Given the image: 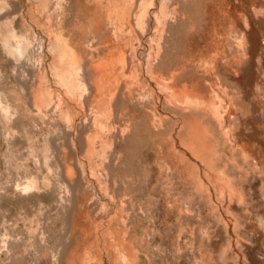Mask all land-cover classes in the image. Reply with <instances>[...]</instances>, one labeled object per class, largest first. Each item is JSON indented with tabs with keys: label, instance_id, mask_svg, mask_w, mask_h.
Listing matches in <instances>:
<instances>
[{
	"label": "bare ground",
	"instance_id": "bare-ground-1",
	"mask_svg": "<svg viewBox=\"0 0 264 264\" xmlns=\"http://www.w3.org/2000/svg\"><path fill=\"white\" fill-rule=\"evenodd\" d=\"M3 8L0 47L13 59L37 56L35 64L29 61L39 85L32 83L28 93L31 85L18 84V73L10 72L9 85L0 79V164L23 180L20 195L40 191L22 156L50 174L61 139L54 132L64 125L67 136L75 127L84 158H55L69 189L85 179L86 164L108 195L106 183L119 180L115 172L134 158L136 168L122 179L142 186L145 227L165 252L174 251V222L193 210L203 222L195 232L206 237L216 263L264 264V70L252 73L251 82L236 72L264 64V0H1ZM82 103L92 115L82 116ZM10 134L23 146H13ZM41 185L47 186L46 176ZM248 207L259 212V222L243 213ZM198 251L194 264H206Z\"/></svg>",
	"mask_w": 264,
	"mask_h": 264
},
{
	"label": "rangeland",
	"instance_id": "rangeland-1",
	"mask_svg": "<svg viewBox=\"0 0 264 264\" xmlns=\"http://www.w3.org/2000/svg\"><path fill=\"white\" fill-rule=\"evenodd\" d=\"M11 2H12V0H10V3ZM4 10H5V8L1 9L0 12H3ZM252 28L254 30L256 29L254 25H252ZM34 46H35V44H32V46H31V48L33 50H34V48H33ZM1 47H0V77H1L0 79L4 82V85H9L12 81L11 77L13 75L15 77H18L16 74V73H18V75H19V81L17 80L18 84L20 81H22V82L25 81V82H23L24 83L23 87L25 86V83H26V86L28 85V83H29V85H31V86H29L30 88L25 86L26 89L29 88L26 93H28L31 88H34L35 86L37 87V85H39L38 79H37L38 75H37L36 69L33 68V66H35L34 64L36 63V59H37L36 54H33V52H31V54H29L31 57H29V55H28L29 59L25 56H24L25 59H23L24 57H20V58L17 57L15 59H13ZM35 48H36V46H35ZM33 56H35V57H33ZM7 60H8V62H7ZM13 60H14V62H13ZM29 60H32L33 63H34L33 60H35V63L33 64ZM9 61L13 62V63L10 62V64H12V65H9ZM23 61H25L26 65L28 64V66L32 67V68H29L28 66L25 68L26 65L24 66ZM27 61H28V63H26ZM29 63H31V64H29ZM13 64H15L14 66L17 65L16 68L13 66ZM18 64L21 66V68ZM21 64H23V66ZM31 65H33V66H31ZM9 66L14 67L15 69L14 68L13 69L15 71H11L13 69H12V67L9 69ZM7 68H8V70H7ZM19 68H20V71L18 70L19 72H16L17 69H19ZM22 68L24 69V71H27V72H25V74H24V71ZM252 68L253 69L255 68L254 71ZM231 69L232 70L229 71L228 74L231 77H233L232 71H234V68H231ZM31 70H33V71H31ZM263 70H264V64L260 63V64H258V67L246 66L243 69H241L240 71H239V69H237L236 72H238L237 73L238 75H244V76L246 75L247 77L249 76L250 79H249V77L248 78L245 77L247 81H250L251 79H252L251 81H253V78H256L259 75V73L263 72ZM7 71H9V73ZM10 72H11L12 76L10 75ZM20 72H21V74L23 73L25 75L26 79L30 78L31 82L29 81V79L25 80L23 74L21 77L20 76L21 74H19ZM206 72L208 73V75L209 74L213 75V73L211 71H206ZM240 72H242V73H240ZM26 73L28 74V76ZM252 73L253 74L255 73V75L257 74L256 77H254V75ZM47 74H48V78L50 79L49 73H47ZM247 74H249V75H247ZM29 75L31 77H29ZM7 76L10 77V79H8ZM33 76L35 78L37 77L36 78L37 80ZM31 79L33 80V82ZM256 79H254L253 83H250L251 81L248 82V85L250 84L249 86L252 87L254 85V83L256 82L255 81ZM6 82H7V84H6ZM22 82H20V83L23 84ZM34 82H36V83H34ZM32 83H33L34 87H32ZM208 83H210V82L206 81V84L208 86L205 83H204V85H205V88H207L209 90L210 89L209 86H211V85ZM253 95H254V97L252 98V103H255L257 106L261 107V105H262L261 100L255 94H253ZM250 96L251 95L249 94L248 97L247 96L245 97L246 100L249 102H251ZM259 100H260V105H259ZM83 103H82L83 109H80V111L81 110H82L81 112L86 111V113H82V116L85 117L87 115L88 116L92 115L94 112L92 110H94V109H91V111H90L88 109V108H90L88 106V104L87 103L83 104ZM87 106H88V108H87ZM87 110H89L90 113H87L88 112ZM34 113H35V110H34ZM85 114H87V115H85ZM18 123L19 122L16 121V125H15V123L13 124V130L14 129H15V131L18 130L19 125H20V123L19 124ZM17 124H18V126H17ZM61 127H62V129L60 131L63 134L58 133V132H54L55 135L58 134V136H56V139L61 138V139H57V144H56V146L59 145L58 147H61V148L58 149V147H56L54 145L56 148V151H57V154L55 156L56 161L62 160L64 162H66V160H67V162L76 163V161H74V159H73L74 155H75V158L77 157L76 160L80 161V159H81V161H82V158H84V155L82 154L83 157L82 158L80 157L81 156V149L79 148L77 140H75L77 137L76 132H75L76 128L71 127L72 134L69 135L67 133V136H66V132L64 131L65 130L64 125H62ZM64 133H65V136H63ZM59 134H61V135H59ZM10 135H9V137H7V140H8V138H10V142H13L12 145L15 144L13 146L19 147L23 144L21 139L18 136H15L16 139L14 138V140H13L12 134H10ZM74 136H75V139H74ZM66 138H67V140L70 138L71 139H70V141H67ZM64 139L67 142L66 145H65ZM19 142H21L22 144L20 143V145H19ZM68 142L70 145L68 144ZM16 143H17V145H16ZM60 143H62V144H60ZM1 144L2 143L0 140V150L2 148ZM64 145L65 146L69 145L68 146L69 148L74 146L71 148V151L74 148L72 151L73 154H71L72 152H68L70 149L68 148L69 149L68 150L67 147H66V149H67V151H66ZM62 147H63V150H62ZM58 150H59V153H58ZM60 154H62V155H60ZM57 155H58V157L60 156L58 159H57ZM26 158L27 157L25 155H23L21 158V161H24L25 166H27V167H24L23 170L29 171V173H32V174L34 173V175H36L38 177V181L40 183L39 193L32 192L29 195H20L18 188H21V186H17V184H21L23 182V180H22V182H21V180L17 181V177H16L15 172L12 171L10 168L6 169L5 168L6 166L4 167L0 164V175H2V176H0V195L2 194L0 196V264H105V263L106 264H126V263L127 264H194L195 260L197 259L195 254H196V252H199L198 248L200 250L202 249V251H200V252H203L205 254V258L207 257L206 258V260H207L206 264H219V263H216L217 260L215 261L216 258L214 256V254L212 253V251L210 252L209 249H206V248H208L206 246V237L200 232L198 233L200 235H198L195 232V230L197 231L199 228H202V226H203V222H202V220H200V217L198 218L196 211L193 212V210H191L190 213L185 212V214H182L184 216H180L179 218L178 217L174 218L175 221L178 218V224H177V221L174 222V224H173V226L175 227L174 230H176L175 231L176 234L174 235L175 240L173 239L174 240V242H173L174 247L172 246L173 250H174V251H172L173 254L170 255L169 253L165 252V249H166L165 246L162 247V245L159 244L158 242H157L158 243V245H157V243H155L156 241L155 242L153 241L154 240L153 237H151L148 229L145 227V223H146L145 221L146 220H144V218L145 219L147 218V217H145L147 215V213L145 215L146 211L143 208L144 204L142 202L143 197L139 193L140 190L142 189V186L138 185V184L134 185V183L130 184L127 181H125L124 179H122V178H124V176H126L129 173V171H132L131 169L134 170L136 168V162H135V160H133L134 158H132V160L128 162L129 163L128 167L125 166L124 168L115 172V174L118 175L119 180H115L114 183H112L111 181L106 183V185H107L106 193L108 195H105L104 193H102V191H103L102 189L104 188L102 184H101V186L100 185L97 186V183L98 184L103 183L102 182L103 179H101L99 181L95 180L96 181L95 182L92 178H90V173H89L90 169L86 164H83L82 165L83 167L81 169V171L83 172L84 177H85L84 180L81 179V180H83V182L79 179L77 182L73 183L74 187L72 186V188L69 189L68 185H67L68 182L66 180L64 181L63 179H61V175L63 173V170H62V167H59V165L55 161L54 157H53L54 159H52V161L50 162V168H51L50 174L51 175L49 174V172L47 173V170L43 169V167L41 168L37 164L35 166L34 160L26 159ZM33 166H35V167H33ZM75 167H77V166H75ZM75 167L73 166V172L75 171L74 173H76L79 170V168H77L78 170L77 169L74 170ZM127 168H128V170L129 169L130 170L128 171ZM10 170H11V172H10ZM9 172L11 175L13 174L12 177L9 174ZM79 172H80V170L77 173H79ZM99 172H102V171L99 170ZM99 172H98V174L101 175L102 173H99ZM86 173H88V174H86ZM3 175H4V177H3ZM6 175H8V176H6ZM122 175H123V177H121ZM13 176H15V178ZM41 176L47 177V186L41 185V180H42ZM39 179H41V180H39ZM54 180L57 182L54 183L53 182ZM62 181H64V182H62ZM12 185H14V186H12ZM114 186H116V187H114ZM100 187H101V189H100ZM14 189H16V190H14ZM112 190L114 191V193H113L114 196L112 195L113 197H110L109 195L111 194ZM77 191H78V193H77ZM91 191L93 193H90ZM61 194H63V195L61 196ZM91 195H93V196H91ZM24 196H26V197H24ZM59 197H62L63 204H61L58 201ZM75 198H76V200H75ZM109 199L110 200L112 199V201L110 202ZM177 200L180 202V204H178L179 202ZM177 200L173 201V203L178 202L175 204L176 205L178 204V206L180 205L179 207H181V205L184 204L183 203L184 201L180 200L179 198ZM75 202H76V204H75ZM74 204H75V206H74ZM73 206H74V208H73ZM102 207H104V208H102ZM182 208H185V205H183ZM142 210H144V211H142ZM243 213L245 215L247 214V217H249V215L251 217H253L256 222H257V220H258V222L260 220V214L258 215L259 212L257 213V211L254 208L249 209V207H248L246 209H243ZM189 214H191V215L189 216ZM193 214H195V216H194L195 221H194V219L192 220ZM123 220L124 221L127 220V221L122 223ZM180 220H181V222H179ZM197 220H199V221H197ZM184 222H185V226H184ZM201 222H202V224H201ZM182 223H183V225H182ZM188 224H189V226H188ZM176 227L178 228V230ZM187 228L189 229V231ZM178 231H180V232H178ZM187 232H188V234H187ZM34 233H36V234H34ZM191 234H193V235H191ZM196 234H197V237H196ZM176 236L179 239H176L177 238ZM187 236H188V238H187ZM190 236H191V238H189ZM190 239H192V240H190ZM176 240H178V242ZM189 241H190V243H188ZM202 241H203V243H202ZM45 242H47V243H45ZM15 243H18V244H15ZM197 244H199V245H197ZM160 245H161V247H160ZM195 247L197 248L196 250H195ZM175 249H178V250H175ZM51 251H53V253L55 254V257H56V259L52 262L50 260V259H52L51 254L49 257V253ZM126 251H128V252H126ZM118 255H120V256H118ZM122 256L125 257L123 259L124 261L122 260ZM34 257H35V259H34ZM133 261H135V262H133Z\"/></svg>",
	"mask_w": 264,
	"mask_h": 264
}]
</instances>
